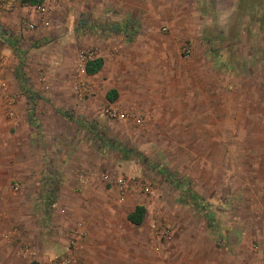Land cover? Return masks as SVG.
Returning a JSON list of instances; mask_svg holds the SVG:
<instances>
[{"label":"rangeland","instance_id":"rangeland-1","mask_svg":"<svg viewBox=\"0 0 264 264\" xmlns=\"http://www.w3.org/2000/svg\"><path fill=\"white\" fill-rule=\"evenodd\" d=\"M135 1L137 17L120 22L116 9H90L87 0H48L43 12L32 5L31 17L10 18L18 0L10 10L0 6V42L11 49L0 51V77L10 95L26 90L33 103L39 92L62 93L44 97L57 106L45 140L57 153L78 140L66 151L69 165L86 167L90 189L83 196L74 187L85 202L82 215L70 216L74 229L83 222L92 231L80 224L79 247L70 236L67 253L48 255L41 239L61 235L53 215L66 210L51 206L48 193V206L25 208L11 182L0 186V264L61 256L67 264H264V0ZM70 9L72 34L63 20ZM145 16L167 51L162 63L159 56L146 64L125 44L96 75L81 71L84 51L98 57L110 35L131 40ZM110 88L113 101L104 96ZM137 204L145 206L139 225L127 219Z\"/></svg>","mask_w":264,"mask_h":264},{"label":"crops","instance_id":"crops-1","mask_svg":"<svg viewBox=\"0 0 264 264\" xmlns=\"http://www.w3.org/2000/svg\"><path fill=\"white\" fill-rule=\"evenodd\" d=\"M47 1L48 0H45L43 3ZM133 3H136V1L87 0L90 9L94 6L96 8L101 4L103 7L109 6L116 9L117 14H115V18L118 22L126 16L131 15L137 17L138 14H132V10L129 7V4L131 5ZM33 11L34 7H32V5H24L18 0V5L15 7L14 13L10 15V18H14L16 15L18 16V14H28L29 17H31L34 15ZM0 15L5 17L1 12ZM76 15V12L70 9L66 19H63L64 22L66 20V24L70 25L68 27L69 29L66 28L68 33L72 34L74 32V17ZM145 19L144 23L141 22V24H137L136 34L131 40L127 39L125 36L117 38L113 37V35L105 37V40L103 39L105 42L104 45L109 47L106 46L107 49H102V53L101 51L99 53L98 57L103 59V65L108 61L112 63L115 62L120 55L121 48H124L125 44L136 51L138 49L137 57L141 58L146 64H154L155 60L159 59V56L161 57V63L163 62L165 59L164 54H167V51H164V48L162 47H158L159 45L153 41V38L151 37L153 27L147 24L151 19L147 16H145ZM193 43L194 41L191 40L188 48L190 54L192 52V47H194ZM0 49V51L8 55L11 51L9 46H3L1 45V42ZM206 52L207 51H205L204 54H206ZM7 60L10 61V58H7ZM4 64L5 60L3 61L2 66H4ZM97 73L93 75H96ZM9 76L12 81V78L14 77L12 76V72L9 73ZM16 93V96L11 94L14 99V117L8 115L6 104L0 99V102H3V107H0V170H5L6 172V176H0V186L7 188L8 184L13 182V184H15L14 191L20 193V198L24 200L25 208H29L34 201H37L38 205L45 204V206H48V201L45 196L46 193H51L52 191L55 195V201L51 206L55 207V209H65L66 214L65 216L61 214L59 215L57 210H54L55 214L53 216L57 222L59 231H61V233H59L61 235L44 234V237L41 239V241H43L42 247L44 246L48 255H51L56 251L65 254L68 252L67 249L69 250L68 243L70 242V236H73V232L76 230L73 228L74 217L70 216V213L72 210H76L78 211V215H82L81 210L83 203L85 202L84 198L80 197V199H78L76 197L77 193L74 192V187H77L78 185L83 188L84 191L81 194H84L83 196H85V191L88 193L90 189L88 176H90L91 173L87 172V169H85L86 167L83 166V164L78 165L80 171H77L69 165L72 159L69 157L68 152L72 153L71 150L74 148L73 146L78 144V140L75 142L76 144L74 143L75 145L71 144L69 147L66 142L62 143L59 147V149L62 150L60 153L55 152L51 143L47 144L45 140L49 132L47 115L57 111V106L55 105L54 100L46 101L44 97H47L48 94L50 97L55 96L58 98L62 93L46 92V94H43L44 92H39L33 96L37 97V99H33L34 103L32 102V99L30 101L31 95L26 94V90L18 91ZM43 103H45V106H42ZM34 107L36 108V111H33V109H35ZM38 108L45 109L46 114L38 112ZM53 127L60 129L58 126ZM75 182H78L76 183V186L74 185ZM35 193H40V196L38 198L34 197L33 195ZM82 223L83 222H79L77 224H81V226L88 231V236H90L92 231L89 224Z\"/></svg>","mask_w":264,"mask_h":264},{"label":"built area","instance_id":"built-area-1","mask_svg":"<svg viewBox=\"0 0 264 264\" xmlns=\"http://www.w3.org/2000/svg\"><path fill=\"white\" fill-rule=\"evenodd\" d=\"M17 2V0H0V6L3 8V9H7V10H10L13 8V5L14 3ZM36 9L38 12H43L45 10V7L43 6V4H40V5H37L36 6ZM47 24V22H45ZM25 26L27 27H30V28H33L34 27V24L30 23V22H25ZM186 52H188V50H186ZM93 58V54L91 51H84L82 56H81V64H80V69L82 72H85L84 70V65L86 63V61L88 60H92ZM3 65V56L2 54H0V68L1 66ZM79 87L84 89V84L83 83H79ZM0 99L5 102L6 104V108H7V111H8V115L10 117H14L15 116V112L13 110V102H14V99L13 97L10 95L9 93V89H8V85L7 83L0 77ZM112 115H116L114 113H112ZM119 116H121L120 114H118ZM104 179H108V175L105 174L103 176ZM116 182L121 186V188H126L127 187V183H128V179L126 178H123L122 176H119L116 178ZM50 195V193H48ZM48 195V197H49ZM73 239L71 242L74 246V248H77V246L79 247L80 246V243L79 242V238L82 236L83 234V231L82 229L80 228V224L78 226V228L73 232ZM74 241V242H73ZM30 252L29 251V248L28 247H24L22 250H21V253L22 254H26ZM69 262V259L68 258H65V257H59V258H53L51 260H49L48 264H67Z\"/></svg>","mask_w":264,"mask_h":264},{"label":"trees","instance_id":"trees-1","mask_svg":"<svg viewBox=\"0 0 264 264\" xmlns=\"http://www.w3.org/2000/svg\"><path fill=\"white\" fill-rule=\"evenodd\" d=\"M44 1L45 0H19V2L22 4L25 3L28 5H34V6L40 5ZM254 57L256 60L253 62H254V65L256 62V66H257V63L259 62L260 57L256 56V53L254 54ZM102 65H103V59L101 57H95L92 60H88V61H86L85 65H84L85 73L89 74V75H93V74L97 73L102 68ZM116 95H117V91L114 88L109 89L105 93V97L108 101H113L115 99ZM54 197H55V195L51 191V193L48 197L51 201L50 202L51 204L55 201ZM144 211H145V208L143 205H136L135 208L127 214V219L131 223H133L135 225H139L143 221ZM206 217L208 219L207 220L208 223H210L212 225L213 224V218H212L211 213L207 212Z\"/></svg>","mask_w":264,"mask_h":264}]
</instances>
